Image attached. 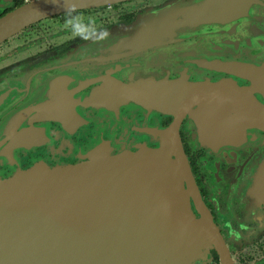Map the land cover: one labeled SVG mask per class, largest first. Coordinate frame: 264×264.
<instances>
[{
	"label": "flooded vegetation",
	"instance_id": "1",
	"mask_svg": "<svg viewBox=\"0 0 264 264\" xmlns=\"http://www.w3.org/2000/svg\"><path fill=\"white\" fill-rule=\"evenodd\" d=\"M77 8L107 40L73 37L59 0H0V182L158 150L177 116L197 189L189 227L214 239L170 235L152 263L264 264V0Z\"/></svg>",
	"mask_w": 264,
	"mask_h": 264
},
{
	"label": "water",
	"instance_id": "2",
	"mask_svg": "<svg viewBox=\"0 0 264 264\" xmlns=\"http://www.w3.org/2000/svg\"><path fill=\"white\" fill-rule=\"evenodd\" d=\"M118 1L74 0L81 8ZM153 178H165L167 188ZM196 192L177 116L158 150L20 169L0 182V264H153L170 235L213 241L210 231L189 227ZM149 208L166 212L139 211ZM160 224L176 229H147Z\"/></svg>",
	"mask_w": 264,
	"mask_h": 264
},
{
	"label": "clouds",
	"instance_id": "3",
	"mask_svg": "<svg viewBox=\"0 0 264 264\" xmlns=\"http://www.w3.org/2000/svg\"><path fill=\"white\" fill-rule=\"evenodd\" d=\"M55 2H58V0H55ZM64 8L66 13L64 24L73 37L91 41L92 43H100L107 40L110 36V32L107 29H97L94 20L89 19L85 23L82 15L78 12L74 0H64Z\"/></svg>",
	"mask_w": 264,
	"mask_h": 264
}]
</instances>
